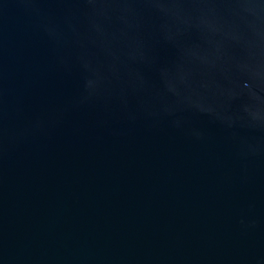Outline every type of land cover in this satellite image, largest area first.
Here are the masks:
<instances>
[{
  "label": "water",
  "instance_id": "95a60500",
  "mask_svg": "<svg viewBox=\"0 0 264 264\" xmlns=\"http://www.w3.org/2000/svg\"><path fill=\"white\" fill-rule=\"evenodd\" d=\"M0 264H264V0H0Z\"/></svg>",
  "mask_w": 264,
  "mask_h": 264
}]
</instances>
